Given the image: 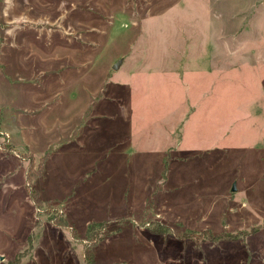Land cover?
<instances>
[{
    "label": "rangeland",
    "instance_id": "obj_1",
    "mask_svg": "<svg viewBox=\"0 0 264 264\" xmlns=\"http://www.w3.org/2000/svg\"><path fill=\"white\" fill-rule=\"evenodd\" d=\"M100 224L95 264H264V0H0V264Z\"/></svg>",
    "mask_w": 264,
    "mask_h": 264
},
{
    "label": "trees",
    "instance_id": "obj_2",
    "mask_svg": "<svg viewBox=\"0 0 264 264\" xmlns=\"http://www.w3.org/2000/svg\"><path fill=\"white\" fill-rule=\"evenodd\" d=\"M47 160L48 158L45 156L44 158L38 161L39 162L38 164L36 160L31 159V164L28 170H26L28 181L29 180L37 181V179L43 175L44 165L47 163ZM30 190H31L30 191L31 199L33 200L35 204L38 205L40 202L39 201L40 196H39L38 190L37 191L35 189H30ZM100 227H101V224L100 226L91 225L86 232L87 239L89 240L88 242H86V245L84 247L85 249L84 256H85L86 264H95V257L97 254V249H96L97 244L102 239V237L100 236L101 235Z\"/></svg>",
    "mask_w": 264,
    "mask_h": 264
},
{
    "label": "crops",
    "instance_id": "obj_3",
    "mask_svg": "<svg viewBox=\"0 0 264 264\" xmlns=\"http://www.w3.org/2000/svg\"><path fill=\"white\" fill-rule=\"evenodd\" d=\"M157 73H155V74H146V75H143V77H141V78H138L140 81H142V83L146 80V81H155L156 83H159V84H161V85H164V84H166V82H167V78H173V79H171V81H173L172 83L173 84H176L177 86L181 83V81H184V82H187V80H186V77H185V74L183 75V74H181V77L180 76H178V73L177 72H173V73H171V72H167V73H161V72H159L157 75H156ZM199 74L200 73H191V77H192V82H196V79H195V77L196 76H199ZM208 74V73H207ZM214 75H217L216 73H213ZM212 74V75H213ZM154 75H156V76H154ZM201 75V74H200ZM213 75V76H214ZM140 76H142V75H140ZM178 77V80L176 81V78ZM213 78H216L215 80H220V79H218L217 77H213ZM145 79V80H144ZM169 80V79H168ZM174 80H175V82H174ZM191 98V95H190V97H189V99ZM184 100V99H183ZM190 102H192V100L190 99ZM192 104H193V102H192ZM195 111H194V109H193V112H190V114H189V116L187 117V120H190V118H193L194 117V115H195ZM187 120H184V123L186 124V121ZM234 123L235 122H233V123H231V125H234ZM176 127V126H175ZM187 128V127H186ZM172 131H174V129L172 130ZM186 140H188V139H186ZM185 140V141H186ZM184 141V142H185ZM187 145H188V143H187ZM169 148H170V146H169Z\"/></svg>",
    "mask_w": 264,
    "mask_h": 264
},
{
    "label": "water",
    "instance_id": "obj_4",
    "mask_svg": "<svg viewBox=\"0 0 264 264\" xmlns=\"http://www.w3.org/2000/svg\"><path fill=\"white\" fill-rule=\"evenodd\" d=\"M121 64H122L121 61L117 62V63L113 66V69H114V70H117V69L120 67ZM233 191H236V188H235V187L233 188Z\"/></svg>",
    "mask_w": 264,
    "mask_h": 264
}]
</instances>
